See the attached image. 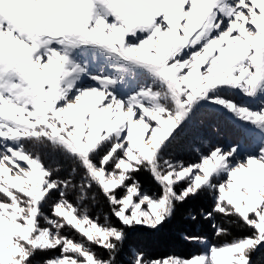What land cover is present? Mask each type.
<instances>
[{
    "label": "snow or ice",
    "instance_id": "obj_1",
    "mask_svg": "<svg viewBox=\"0 0 264 264\" xmlns=\"http://www.w3.org/2000/svg\"><path fill=\"white\" fill-rule=\"evenodd\" d=\"M199 199L217 242L125 250ZM0 264H264V0H0Z\"/></svg>",
    "mask_w": 264,
    "mask_h": 264
},
{
    "label": "trees",
    "instance_id": "obj_2",
    "mask_svg": "<svg viewBox=\"0 0 264 264\" xmlns=\"http://www.w3.org/2000/svg\"><path fill=\"white\" fill-rule=\"evenodd\" d=\"M193 132V130H188L183 137H180L178 140L179 143L176 145L175 149L177 152H181L184 151V145L191 147L186 151V154L191 156V158H194L191 154V150L195 149L192 147L193 144L196 145L197 141H200V138L195 136ZM47 159H50V156ZM52 159H57V157L53 156ZM138 179H140L145 186L154 184L147 173H142L138 176ZM103 204L104 200L100 196L99 205L106 210ZM189 208L197 214H199L201 209L207 213L211 211V202L206 199L189 201V203L182 208L178 207L173 218L165 223L159 230L138 229L130 232L125 250L127 251L128 248L140 249L151 258H160L168 255L187 258L194 252L199 251L200 248L197 244L186 240V236H203L206 237L209 242H217V239L214 238L215 229L212 227L214 221L212 219L205 220L199 215L196 221L188 219L184 213ZM90 215H93L92 211Z\"/></svg>",
    "mask_w": 264,
    "mask_h": 264
},
{
    "label": "rangeland",
    "instance_id": "obj_3",
    "mask_svg": "<svg viewBox=\"0 0 264 264\" xmlns=\"http://www.w3.org/2000/svg\"><path fill=\"white\" fill-rule=\"evenodd\" d=\"M220 123L219 126L215 125L214 119L212 120H208L206 119L205 121V125L204 126H197L194 128H191L189 130H193L194 135L198 136L200 138V141H197V144H193L192 147H194L195 149L191 150V154L193 155L194 158H191V156L186 154V151H188L191 147H187V146H183V150L181 152H176V155L180 158L185 159L187 162H194L197 160L198 158V153L197 150L199 149L200 151H207L209 149V147L213 144H225L227 143L230 139H232L234 137V132L233 129L231 128V126L228 124L227 120L224 118H220ZM218 121V122H219ZM188 130H186L187 132ZM183 133L181 137H183L184 134ZM214 139V140H213ZM217 140V141H216ZM179 142H177L178 144ZM53 156H50V159H45V164H59L62 166H65V170H66V166H67V161L65 159L61 158H57V159H52ZM63 172L61 173V176H63ZM143 185V184H142ZM146 189L149 190H155V185H150V186H145L143 185ZM69 200L71 202H73L74 204L76 203V201L74 200L73 196L71 195L70 197H68ZM101 198L104 200V198L101 196ZM86 203H90V201H87ZM104 207L106 210L103 209V207H101L100 205H97L96 207H94L92 209V216H95L96 212L102 208L104 212H108L109 208L108 205L106 203V201L104 200ZM200 251V250H199ZM197 251V252H199ZM169 256V255H168ZM176 256V255H175ZM166 257V256H164ZM181 257V256H179ZM191 257V256H190ZM187 257V258H190ZM163 258V257H160ZM184 258V257H183Z\"/></svg>",
    "mask_w": 264,
    "mask_h": 264
},
{
    "label": "bare ground",
    "instance_id": "obj_4",
    "mask_svg": "<svg viewBox=\"0 0 264 264\" xmlns=\"http://www.w3.org/2000/svg\"><path fill=\"white\" fill-rule=\"evenodd\" d=\"M150 232V231H149ZM148 238V237H147Z\"/></svg>",
    "mask_w": 264,
    "mask_h": 264
}]
</instances>
